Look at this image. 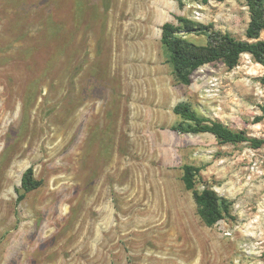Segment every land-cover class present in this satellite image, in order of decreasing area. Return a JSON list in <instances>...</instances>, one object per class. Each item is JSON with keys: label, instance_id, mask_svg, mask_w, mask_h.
Returning <instances> with one entry per match:
<instances>
[{"label": "rangeland", "instance_id": "rangeland-1", "mask_svg": "<svg viewBox=\"0 0 264 264\" xmlns=\"http://www.w3.org/2000/svg\"><path fill=\"white\" fill-rule=\"evenodd\" d=\"M176 15L239 38L250 20L241 0H0V264H264V144L173 129L188 101L264 139V66L179 82L161 44ZM185 164L232 217L205 224ZM29 167L43 183L18 202Z\"/></svg>", "mask_w": 264, "mask_h": 264}, {"label": "trees", "instance_id": "trees-1", "mask_svg": "<svg viewBox=\"0 0 264 264\" xmlns=\"http://www.w3.org/2000/svg\"><path fill=\"white\" fill-rule=\"evenodd\" d=\"M209 0H202L207 3ZM248 7L250 20L245 38H239L229 31L216 29L213 24L198 22L185 15H176V21H166L161 29V44L167 61L172 65L176 79L190 84L192 74L202 66L222 61L229 68H235L243 54L264 66V0H241ZM189 35L205 36L206 43L199 44L188 38ZM264 82V76L262 77ZM174 113L181 121L173 129L185 134L212 133L220 143L250 142L254 148L264 144L263 138L249 136L243 130H234L224 122L209 118L198 112L188 101L175 105ZM264 119L258 117L257 121ZM182 180L191 190L197 212L208 226L232 217L233 201L220 195L215 189L197 188V177L202 168L193 164L183 166ZM42 180L37 179L33 167L22 176L21 186L17 188V201H22L27 193L39 188Z\"/></svg>", "mask_w": 264, "mask_h": 264}]
</instances>
